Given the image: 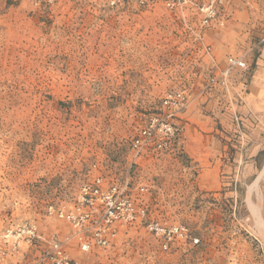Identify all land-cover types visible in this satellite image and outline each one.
<instances>
[{
	"label": "rangeland",
	"instance_id": "374dc122",
	"mask_svg": "<svg viewBox=\"0 0 264 264\" xmlns=\"http://www.w3.org/2000/svg\"><path fill=\"white\" fill-rule=\"evenodd\" d=\"M164 2L0 0V264H63L56 245L79 264H264V0H224L207 27ZM230 56L246 68L226 74ZM170 90L172 149L136 160ZM97 176L146 187L199 244L165 253L128 227L80 251L49 207Z\"/></svg>",
	"mask_w": 264,
	"mask_h": 264
},
{
	"label": "built area",
	"instance_id": "2783aa9c",
	"mask_svg": "<svg viewBox=\"0 0 264 264\" xmlns=\"http://www.w3.org/2000/svg\"><path fill=\"white\" fill-rule=\"evenodd\" d=\"M125 3L132 0H117ZM141 4L157 0H139ZM224 0H165L168 10L187 19L191 13L200 17L201 27L209 26L217 16ZM209 51V50H208ZM228 70L245 69L246 62L230 56ZM187 104L184 90L167 91L161 100L159 113L154 114L131 142L134 158L169 153L179 129L177 115ZM137 164L136 162H134ZM50 215L66 222L74 230V244L84 253L108 249L118 240L120 233L130 227L143 229L153 236L160 249L171 252L180 245L197 246L199 239L183 224L170 223L157 217L148 202L147 188L139 185L134 189L129 178L122 182L108 181L102 176L82 185L79 195L69 210L49 207ZM31 234L34 231L31 230ZM66 240H70L67 238ZM58 249L63 264H79Z\"/></svg>",
	"mask_w": 264,
	"mask_h": 264
}]
</instances>
